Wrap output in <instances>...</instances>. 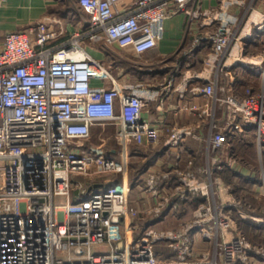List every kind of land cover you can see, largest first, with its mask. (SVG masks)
I'll use <instances>...</instances> for the list:
<instances>
[{
    "label": "built area",
    "instance_id": "1",
    "mask_svg": "<svg viewBox=\"0 0 264 264\" xmlns=\"http://www.w3.org/2000/svg\"><path fill=\"white\" fill-rule=\"evenodd\" d=\"M74 2L87 14L84 35L102 34L109 44L137 55L157 45L165 20L179 11L197 22V31L174 74L157 89L119 82L82 46L79 30L58 47L46 46L56 36L46 21L4 33L0 264H264V239L251 238L241 222L252 219L264 227V218L223 175L237 162L235 136L253 130L264 151V87L255 92L246 86L240 95L221 84L238 65L259 69L264 79V52L250 53L247 42L254 33L264 34V8L257 6L264 0H217L209 8L201 0H136L126 9L119 8L124 0ZM200 50L198 68L194 55ZM172 92L205 98L190 105L197 122L160 126L142 118L148 101H164ZM205 121L206 131L196 130ZM94 125H112L119 140L161 144L174 153L167 168L153 169L144 183L137 180L150 202L133 204L122 182L76 178L125 168L106 152L104 137L95 147L86 144ZM188 137L203 143L201 160L192 154L183 159ZM191 203L187 219L167 227L148 224L134 237L137 217L150 216L158 224ZM112 233L122 234L123 248L96 251ZM156 245L173 255L160 257Z\"/></svg>",
    "mask_w": 264,
    "mask_h": 264
},
{
    "label": "crops",
    "instance_id": "2",
    "mask_svg": "<svg viewBox=\"0 0 264 264\" xmlns=\"http://www.w3.org/2000/svg\"><path fill=\"white\" fill-rule=\"evenodd\" d=\"M136 0H124L119 5V8L126 9L133 6ZM217 0H201L203 7L209 8L216 5ZM257 6L264 8L263 3H257ZM87 14L78 7L74 0H0V39L4 33L12 30L24 29L30 25H36L40 21L49 22L51 28L55 31L56 36L50 39L46 46L58 47L62 46L71 38L75 30H79L83 35L80 37L82 46L94 57L101 60L105 65L110 67L119 82H130L131 70L129 64L134 62L130 60L131 54L143 58L147 54L152 55V59L142 63L145 68L144 76H141L142 83L147 88H158L166 83L168 78L174 74L177 67V61L184 49L190 47L194 35L197 31V22L193 20L185 11H179L176 14L168 17L165 20L164 37L157 45L140 55L132 52L128 48H120L115 44H109L102 34L96 38L90 39L84 32L86 31ZM248 51L250 53L264 52V34L256 35L254 33L248 40ZM202 50L194 55V67L202 66L203 53ZM146 59V58H145ZM184 58H182L183 60ZM181 60V61H182ZM145 61V60H144ZM94 84H102L101 80H93ZM221 84L230 87L235 93L243 95L244 88L250 86L253 91L258 92L264 87V79L259 69L244 67L241 65L235 66L231 70L229 78L222 77ZM205 98L199 94L186 93L185 97H179L178 93L172 92L169 97L161 101L155 99L148 101L142 113V118L156 125H168L174 122L180 124H193L197 122L196 111L190 109V105H201ZM218 117L221 118L220 112ZM100 125H94L92 130ZM111 126L112 125H106ZM104 128L105 126H100ZM203 133L206 131V121L196 128ZM92 137V136H91ZM90 137V138H91ZM109 138V137H108ZM115 148L108 150V154L121 161L124 160L125 168L122 172H116V176L112 179L99 181L105 182H122L129 187V199L133 204H141L145 201H151L152 198L145 197L141 194L138 187V181L145 182L148 174L157 167L167 168L174 160L173 152H166V149L161 145L145 146L138 145L126 139H118L115 136L112 139ZM90 147H95L96 144L90 139L86 142ZM132 144V145H131ZM138 146H134V145ZM232 149L237 157V162L232 169L233 180L231 183L236 188H243L246 197L251 203L252 208L256 213L264 218V151L259 152V147L256 141V136L253 130L243 132L231 139ZM203 143L188 137L184 143V151L182 152L183 159L189 155H196L198 158L202 150ZM125 146V147H124ZM149 148V151H144L142 148ZM254 153V154H253ZM257 157L260 167L255 163L249 162V156ZM126 155V157H124ZM129 157H128V156ZM142 157L141 167L137 165L134 178L129 177L128 170L132 166L130 161ZM248 157V158H247ZM124 158V159H123ZM252 158V157H251ZM253 159V158H252ZM137 161L136 163L139 164ZM132 169V168H131ZM226 171V170H225ZM132 172V171H131ZM235 173V174H234ZM133 175V173H132ZM224 175V173H223ZM225 177V176H224ZM77 179H81L76 177ZM226 179V178H225ZM82 180V179H81ZM138 180V181H137ZM227 180V179H226ZM228 181V180H227ZM73 194L76 190L73 189ZM250 197V199L248 198ZM147 198V200H146ZM193 203L187 204L183 212L177 216H170L164 222L157 224V219L150 216H139L135 219L137 224L134 231V237L138 236L142 229L148 224H155L160 227L176 225L180 220H185L190 216ZM243 229L254 240L264 239V227L258 226L255 220L242 219ZM122 223L118 225L121 227ZM260 228L258 231L257 228ZM258 231V232H257ZM110 241H106L101 246H106V250H98L102 252H110L115 247L123 248L124 240L121 233H112ZM154 251L158 252L160 257L168 258L173 255L172 251L165 246H154Z\"/></svg>",
    "mask_w": 264,
    "mask_h": 264
},
{
    "label": "rangeland",
    "instance_id": "3",
    "mask_svg": "<svg viewBox=\"0 0 264 264\" xmlns=\"http://www.w3.org/2000/svg\"><path fill=\"white\" fill-rule=\"evenodd\" d=\"M130 60L133 61L134 63L132 65L134 66H137L136 70H132L131 69V79H130V82L131 83H138L140 81H142L143 78H141V76H144V72L142 71H145V68L143 67L142 63L146 62L147 60L149 61L150 59H152V55L150 54H147L146 56H144L143 58H140L138 56H135L133 54H131L129 56ZM146 58V59H145ZM145 60V61H144ZM132 68V67H131ZM140 71V72H139ZM101 126V125H100ZM97 127L95 130L93 129L92 130V137L90 138V141L95 143L96 145H98L100 142H101V138H105L106 140V143L105 145H103L104 149H108L111 151V149H114L116 145H114V143H112V139L115 135V128L114 127H111V126H105L104 128L102 127ZM109 137V138H108ZM103 143V142H102ZM132 145V144H131ZM134 145V144H133ZM135 147L138 146V145H134ZM144 151H149V148L146 149V147L142 148ZM105 150V151H106ZM108 152V151H106ZM254 154V153H253ZM252 154V156H249L250 158H248L249 162L251 163H255L254 161H257V165L260 167V163H259V160L258 158L255 156L253 157L254 155ZM126 157V155H124ZM128 156V155H127ZM129 157V156H128ZM253 159H252V158ZM121 161L124 163V160L121 159ZM130 161L133 163L131 168L128 170V174L131 173V175L129 176L131 179L132 177L134 178V174H135V170H136V166L137 165H141V161H142V157H138V158H135L133 159L131 157ZM137 161H140L138 162L139 164H137L136 162ZM136 167V168H135ZM141 167V166H140ZM133 168H135V170L133 171ZM132 171V172H131ZM133 173V175H132ZM116 176V172H112V173H106V174H102V176H97L96 174H92V175H86V176H80L78 178H81L84 182H90L91 179H94L96 178L97 181H103L105 179H112ZM96 251L97 250H106V246H96L94 248Z\"/></svg>",
    "mask_w": 264,
    "mask_h": 264
},
{
    "label": "trees",
    "instance_id": "4",
    "mask_svg": "<svg viewBox=\"0 0 264 264\" xmlns=\"http://www.w3.org/2000/svg\"><path fill=\"white\" fill-rule=\"evenodd\" d=\"M129 66V69L131 70H136V68H137V66H134V65H132V64H129L128 65ZM132 67V68H131ZM140 72V71H139ZM142 72H144V71H142ZM145 73V72H144ZM235 174V173H234ZM224 176H225V178L229 181V182H231L232 180H233V172H232V170H230V169H226V171H224ZM238 193H240V195L242 196H245L246 197V193H244V189L243 188H237V190H236ZM247 198V197H246ZM248 198L250 199V197L248 196Z\"/></svg>",
    "mask_w": 264,
    "mask_h": 264
},
{
    "label": "bare ground",
    "instance_id": "5",
    "mask_svg": "<svg viewBox=\"0 0 264 264\" xmlns=\"http://www.w3.org/2000/svg\"><path fill=\"white\" fill-rule=\"evenodd\" d=\"M125 147V146H124ZM125 157V156H124ZM124 159V158H123Z\"/></svg>",
    "mask_w": 264,
    "mask_h": 264
}]
</instances>
